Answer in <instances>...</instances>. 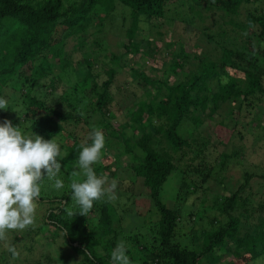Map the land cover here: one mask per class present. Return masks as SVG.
<instances>
[{"label":"trees","instance_id":"trees-1","mask_svg":"<svg viewBox=\"0 0 264 264\" xmlns=\"http://www.w3.org/2000/svg\"><path fill=\"white\" fill-rule=\"evenodd\" d=\"M118 6L130 11L121 54L139 52L135 43L145 28L159 41L167 37L171 44H165L167 47L179 43L180 52L170 48L167 76L170 80L179 78L176 83H165L162 73L155 69L148 74L123 64L131 70L146 99L122 127L130 128L132 136L120 132L114 137L119 129L112 125L110 108L115 100L112 87L117 71L106 66V62L117 64L120 55L109 52L101 56L103 60L95 57V50L105 53L110 48H104L105 41L98 39L90 43L92 50L81 62L74 63L73 54L83 49L90 29L99 33L105 26L111 27ZM246 7L249 9L244 20H240V10ZM172 9L182 13L189 26L195 19L202 22L204 14L220 15L222 23L216 35L206 29L202 32L220 48L217 60L200 55L194 60L179 39H171L175 20L169 19L168 13ZM182 21L181 18L178 22ZM155 40H145L146 46L154 43L157 48L159 42L156 44ZM70 41L73 46H69ZM68 68L74 70L76 81L65 87L61 95H53ZM99 76L106 80L99 81ZM52 96L55 98L47 104L46 99ZM0 97L8 101L7 110H0V122L11 120L26 135L62 140L69 127L80 132L85 129L84 123L95 117L92 128L84 131L100 128L106 137V149L116 147L121 155L132 157V165L126 170L132 177L128 190L133 191L135 185L144 189L139 192L146 193L158 215L155 222L150 221L152 227L145 234L132 232L123 240L129 245L127 255L132 264H217L222 258L228 260L224 264H253L256 260L264 263V193L257 202L250 189L245 191L255 174H243L236 191L214 197L212 206L204 207L201 216L198 212L188 215L194 224L188 244H182L180 239L184 236L176 233L181 222L179 212L166 208L160 198L163 185L174 172L178 200L188 201V196L211 180L216 167L207 161V152L214 138L203 142L194 133L204 125L210 126L223 106L233 104V109L228 110L230 117L236 115L239 120L245 114L250 122L245 130L238 123L229 129L220 122L219 136L215 138L222 142L219 137L225 133L224 142L229 144L233 138L243 139L249 133L248 127L253 125L249 111L264 98V0H0ZM185 123L192 125L187 137L182 132ZM86 142L90 144L91 140L87 137ZM64 150L75 161L82 149L72 146ZM239 150L222 153L219 159L226 163L236 158ZM261 171L259 178L264 187V166ZM115 174L109 171L108 178L117 179ZM122 182L118 179L119 185ZM224 183L220 181L219 185ZM72 201V191L53 200L40 198L39 205L47 207L46 221L15 235V243L28 242H23L22 250L14 243L20 253L15 260L2 248L0 264H58L59 257L39 256L35 249L40 240L34 237L41 232L45 236L49 228L56 230L52 235L62 233L66 247L80 259L78 264H112L117 234L110 227L108 202L95 201L84 217L78 215V206L73 216L67 214ZM206 208L210 211L207 216ZM96 212L98 218L93 222L92 214ZM205 220L208 227L197 229ZM107 239L109 243L105 244ZM99 248L102 252H98ZM64 261L66 264L67 258Z\"/></svg>","mask_w":264,"mask_h":264},{"label":"rangeland","instance_id":"rangeland-1","mask_svg":"<svg viewBox=\"0 0 264 264\" xmlns=\"http://www.w3.org/2000/svg\"><path fill=\"white\" fill-rule=\"evenodd\" d=\"M249 7L243 8L240 10V20H244V17L247 13ZM176 10H179L177 7ZM130 11L127 8H119L115 10L113 13L114 20L110 22L111 27L102 29L99 33H93L94 29H90L88 32L89 36L87 37L86 42L83 44V49L81 51H77L73 54L74 63L78 61H82L85 57L88 56V53L92 50L91 42L96 41L97 39L101 41H105L103 43V47L106 48L110 46L108 52L103 53L102 50H98L94 52L95 57L105 55L106 53L113 52L116 55H120V62L115 64L111 61L106 62V66H112L116 69L117 75L114 80V84L112 87V92L115 97V100L111 106V117H112V125L114 128H118V133H114V137H117L119 133H125L129 136H132V130L128 127H124L128 123V118L134 114L137 107H139L143 101L146 99L144 96V90L138 85V81L134 78L131 74V70L129 68H124L123 64L127 63L128 67L135 66L140 71L151 73L152 69H155L159 73H162V79L165 83H176L179 78L175 80H170L167 74L170 73V66L169 60L172 57V50H175L176 53L180 52V45L175 44L174 47H167L165 44H169L167 37H161L162 41H159L157 37H154L151 34L153 32L149 31V28L144 29V34L141 36H137L136 46L139 49V52H129L128 54H121L123 52L122 49V38L125 28L129 24V16L128 14ZM182 14V13H181ZM178 12H174V9L168 13L169 19H174L175 22L173 23V31L171 30L170 36L172 40L179 39L178 42L184 44V51L194 58V56H207L211 60H217L220 55V48L217 47L211 40L207 39V37H203V30H208L212 35H216L218 31H220V25L222 23L220 15L214 13H207L204 14L201 20L195 19L194 23H190L189 26L186 22V17L183 15L181 16ZM167 18V17H166ZM183 19L182 23L178 21ZM144 28V27H143ZM209 32H204L208 34ZM106 38V39H104ZM156 39L155 43L157 44V48L154 47V43L151 46H146L145 40ZM158 40V41H157ZM73 42H69V46H73ZM171 48V49H170ZM151 55V57H150ZM154 58L155 60H150ZM103 60V58H102ZM192 60V59H191ZM133 61L136 64H131ZM77 65L75 68H77ZM184 71L187 70V66L184 67ZM229 74L232 75V72L228 71ZM238 77H242L238 75ZM99 81L106 80L105 76H99ZM61 85L56 88V90L52 93L53 95H61L64 91L65 87L72 85L76 81V74L72 68H68L66 73L61 75ZM53 97V96H52ZM50 99H46L47 104H50L53 98L49 97ZM226 106V105H225ZM229 109H233V104H227L226 108L224 106L218 111V115L215 118V121L210 126H203L199 128L194 133V137L200 139L203 142H209L214 138L212 143H209V149L207 154V161L214 164L213 166L216 167L214 170V175L212 176L211 180L208 181L199 192L188 196V201L186 200H178L177 192H176V185L173 178L176 177V172L172 173L169 178L166 180L165 184L160 191V198L161 201L164 203L166 208L175 210L179 212L180 216V224L176 230V233H179L181 236H184V239H180L182 244H188L189 239L191 241L193 237L192 226L193 223H190L188 220V215L190 213H197L198 215H202L204 207L212 206V201L214 197L218 196H228L229 192H234L239 187V181L241 182L242 176L245 173L248 174H255L254 177L251 179L249 186L246 188L245 191L250 189L251 194L254 195V201L260 202L261 201V194L264 193V187L262 186V181L259 178L261 174V167L264 166V98L262 99V103L259 104L254 110L249 111L251 115V120H253V125L248 127V132L246 137L243 139H239L238 137L233 138L231 143L229 144L224 142L225 133L219 137L223 139L222 142L219 139L215 138V136H219L220 127L219 123H224L229 129L234 127L238 123L239 127H243V130L246 129L248 126L250 119L245 118V114L238 120L236 115L230 117ZM258 118V119H257ZM257 119V120H256ZM96 118L93 117L90 120H87L86 124L84 123L83 127L86 129L92 128V124L95 122ZM121 126V127H120ZM192 128V125L185 123L183 125V134L187 137V131ZM84 129V130H85ZM81 130L77 132L75 128H68V132H64L62 136V140L59 138H55L54 140L60 145L61 152H62V168L60 172L57 174L55 179H61L64 181V188L57 190L54 187L55 179L45 180L42 182V191L40 198L46 200H53V198H61L63 194H70L71 188L70 184L73 180H83L84 177L74 176V171H80L78 168V158H75V161L71 160L68 156V153L64 150V147L72 148V146H81L88 137L89 132ZM74 136V138L70 135ZM215 139H217L215 141ZM219 141V143H218ZM239 150V155L236 158H231L226 161V163H222L219 159L220 154L227 153L232 154L234 150ZM120 150V149H119ZM116 147H110L109 149H103L102 159L99 163L94 164L93 168L98 175H104L108 177V173L116 172L117 179H109L115 180L118 182L119 180L124 181L120 185L117 184L116 188V196L117 198L113 201H108L105 197L104 200L108 202L110 206V227L113 231L117 234V239L115 243H119L121 240H124L125 237L130 236L133 233H140L145 234L147 230L152 227L150 221L155 222L158 219V215L154 211V205L149 198L147 197L146 193H140L139 190L145 191L140 186L135 185L133 191H129L128 188L130 187V181L132 177L126 171L127 167L132 165V157L129 155L123 156L120 154ZM108 167L109 169H107ZM126 171V172H125ZM220 181H224L225 185H219ZM127 187V190L125 189ZM140 187V188H139ZM226 187L228 189H226ZM204 190H206L205 193ZM204 203V204H203ZM194 204V205H193ZM190 205H193L191 207ZM47 206H49L47 204ZM76 205L74 201H72L71 206L69 207L70 211L74 212ZM46 205H39L37 209V227L42 225L44 216L46 214ZM78 209V208H77ZM210 213V211L206 208V216ZM212 213V212H211ZM204 214V213H203ZM93 222H95L98 218L97 212L92 214ZM204 217V215H203ZM193 219V218H192ZM191 221V220H190ZM252 221V220H251ZM97 224L93 226L96 227ZM207 222L206 220L197 225V229L204 230L206 229ZM45 231V236H43V232L40 235L35 236L34 239H39L37 241V246L35 249L37 254L40 255H49L52 257L56 256L58 259V264H65L64 258H67L66 264H78L79 258L73 255L66 245L64 244L63 235L62 233H58L52 235L56 232V230ZM28 230V229H27ZM26 231V230H24ZM24 231H9L8 237L9 241L14 244L16 238L19 236L18 234L23 233ZM46 232L48 235H46ZM133 232V233H132ZM190 233V234H189ZM17 235V236H15ZM34 235V234H33ZM32 235V236H33ZM40 236V237H39ZM39 237V238H38ZM14 240V241H13ZM24 240V239H23ZM53 241L51 247H48L50 242ZM27 243V240L23 241ZM20 242L19 240L15 244H19L17 247L18 250H22L24 243ZM108 239L105 244H108ZM43 244L44 246L40 247ZM126 247L128 248L129 245L127 242L125 243ZM2 246V247H1ZM3 250L7 251L6 248L0 243V251ZM98 252H102V249L99 248ZM64 255V257H63ZM71 255V256H70ZM228 260L226 258L220 259L217 264H224ZM54 264H56L54 262ZM253 264H264L263 262H258L257 260L253 262Z\"/></svg>","mask_w":264,"mask_h":264},{"label":"clouds","instance_id":"clouds-1","mask_svg":"<svg viewBox=\"0 0 264 264\" xmlns=\"http://www.w3.org/2000/svg\"><path fill=\"white\" fill-rule=\"evenodd\" d=\"M8 101L0 97V110H7ZM81 144L78 168L74 176L82 175L83 180H73L70 184L72 200L79 207L78 215L86 217L95 201L117 198L118 182L109 181L107 176L98 175L93 168L102 159L106 137L98 128L88 134ZM62 152L54 139H44L41 135H26L11 120L0 122V243L11 253L13 260L20 253L9 241V231H24L37 227V209L42 191V182L53 180L62 168ZM64 181L55 179L54 187L64 188ZM73 216L72 211H68ZM127 247L121 240L111 252L112 264H132L127 255Z\"/></svg>","mask_w":264,"mask_h":264}]
</instances>
